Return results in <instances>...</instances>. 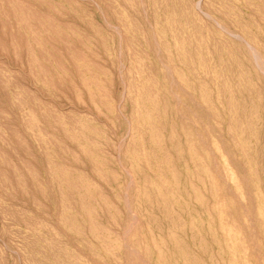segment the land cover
I'll list each match as a JSON object with an SVG mask.
<instances>
[{"label": "rangeland", "instance_id": "rangeland-1", "mask_svg": "<svg viewBox=\"0 0 264 264\" xmlns=\"http://www.w3.org/2000/svg\"><path fill=\"white\" fill-rule=\"evenodd\" d=\"M0 264H264V0H0Z\"/></svg>", "mask_w": 264, "mask_h": 264}, {"label": "bare ground", "instance_id": "bare-ground-1", "mask_svg": "<svg viewBox=\"0 0 264 264\" xmlns=\"http://www.w3.org/2000/svg\"><path fill=\"white\" fill-rule=\"evenodd\" d=\"M248 4V3H247ZM257 14V13H256ZM219 22V21H218ZM226 28V27H225ZM229 28V27H228ZM224 29V28H223Z\"/></svg>", "mask_w": 264, "mask_h": 264}]
</instances>
